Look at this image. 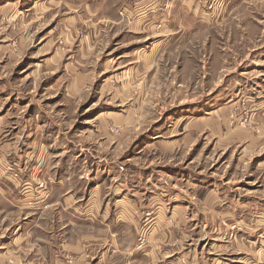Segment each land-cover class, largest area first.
<instances>
[{
    "label": "rangeland",
    "instance_id": "1",
    "mask_svg": "<svg viewBox=\"0 0 264 264\" xmlns=\"http://www.w3.org/2000/svg\"><path fill=\"white\" fill-rule=\"evenodd\" d=\"M134 1L0 0V264H71L78 215L102 264H264V7Z\"/></svg>",
    "mask_w": 264,
    "mask_h": 264
},
{
    "label": "crops",
    "instance_id": "2",
    "mask_svg": "<svg viewBox=\"0 0 264 264\" xmlns=\"http://www.w3.org/2000/svg\"><path fill=\"white\" fill-rule=\"evenodd\" d=\"M177 2H176V5H174L173 3L172 8L174 7L175 8L173 10L171 9V12H172L171 16L172 17L177 16L181 18V13L179 9H184V8H181L180 6H178ZM183 2L184 0L179 1V5H181ZM242 2L244 3V0H242ZM189 4L190 3H187V6H189ZM194 4H195V7H192V5L189 6L191 15L195 17L196 19L197 17H199L202 20H206L205 15L207 14L204 10L203 4H201L202 7L198 6V2L197 3L195 2ZM249 6H251V8L254 10H259L261 7H264V0H252ZM127 12L130 13L128 14L129 16L128 24L130 25V27H132V29H135L134 30L135 32H138L139 34H143V32L146 31L147 25H149L148 27H150L151 29H159V30H165V29L167 30V28L169 29L172 26L171 22L168 23L167 21L164 20L165 17H168V16H167V13L165 12V9L163 8L162 0H135L132 4L131 11H127ZM183 12H186V11L183 10ZM159 20L160 21L164 20L165 23L163 22L164 24L160 23V25H157L156 23ZM181 25L183 26V24L180 22L178 25L179 29L171 30L170 28V31H172L173 33L178 32L181 29L180 27ZM37 174L38 173H36L35 178H38L39 176L42 177V175L40 174L37 175ZM24 183L27 184L29 182L26 181ZM24 189L26 190L27 187ZM37 192L39 191L37 190ZM36 196L37 195H35V197ZM66 201L65 200L63 201L64 204H66ZM76 219L81 225H83L82 226L83 231L78 232L77 234L73 233L72 231L68 232V240H66V242L65 241L62 242V245H61L62 250L66 251L67 253L73 254L75 256L74 257L75 259L71 264H91V261L95 259L97 261L95 264H102L101 259L103 260V258L105 259L106 257H105V253L102 252L101 254L99 250L101 249L102 246L105 245V243H102L103 239L100 236L101 230L95 228V224H98L100 222L99 217L95 215H89V216L88 215H78ZM163 219H164V216H163ZM112 220L113 219H110L109 222H111ZM66 221L67 223H69L67 219ZM63 234H65V232L64 233L62 232V235ZM247 235L249 236H247L246 239H248L249 241L252 239L253 236H256V235H253L248 230H247ZM215 239H216V236L214 237V240ZM242 243L243 244H240L239 246L237 245V247L240 248L241 245L242 246L245 245L244 244L245 242L242 241ZM46 244L47 245L45 246V252H46L45 253L46 254L45 264H56L53 262V259H52L53 258L52 257V246L49 245L48 243ZM216 247L220 248L221 245L216 244ZM216 247L214 246V248ZM111 256L112 255L108 254V258H110ZM195 261H196V257H193L191 261H188V262L185 261V263H182V264H195L193 263ZM204 264H208V263H204ZM212 264H216V261L212 262Z\"/></svg>",
    "mask_w": 264,
    "mask_h": 264
}]
</instances>
